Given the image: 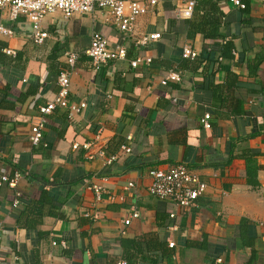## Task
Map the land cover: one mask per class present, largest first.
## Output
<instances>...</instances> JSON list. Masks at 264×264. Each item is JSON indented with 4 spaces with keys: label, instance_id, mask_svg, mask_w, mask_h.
<instances>
[{
    "label": "crops",
    "instance_id": "1",
    "mask_svg": "<svg viewBox=\"0 0 264 264\" xmlns=\"http://www.w3.org/2000/svg\"><path fill=\"white\" fill-rule=\"evenodd\" d=\"M187 1L158 0L124 42L99 11L45 18L41 45L25 18L11 23L8 9L0 12V24L15 32L0 38V178L28 172L0 187V264H264V0H241L244 11L217 0L222 21L209 54L196 30L204 11L175 16ZM155 33L158 40L135 44ZM93 34L124 46L126 60L94 65L85 54ZM223 41L232 55L216 61ZM67 53L77 57L73 68ZM146 57L150 65L129 66ZM65 70L69 101L86 108L71 119L61 108L42 117ZM171 73L177 81L167 80ZM39 119L34 151L29 136ZM101 152L116 159L108 165ZM178 165L207 185L190 208L147 191L150 170ZM93 185L103 188L98 203Z\"/></svg>",
    "mask_w": 264,
    "mask_h": 264
},
{
    "label": "built area",
    "instance_id": "2",
    "mask_svg": "<svg viewBox=\"0 0 264 264\" xmlns=\"http://www.w3.org/2000/svg\"><path fill=\"white\" fill-rule=\"evenodd\" d=\"M158 0H147L140 3L133 0H0V12L8 9V19L11 23L16 22L19 18H25L30 23L32 28L31 38L37 45H41L48 38V33L42 29V23L47 17L60 15L61 19L68 20L74 16H90L93 17L98 11L105 14V22L114 26L122 36L124 42L127 38L133 37L136 26V20L139 17L150 13L157 5ZM201 0H189L185 2L183 7L175 9V16L178 20L188 19L195 7ZM229 2L238 9H244V4L240 0H229ZM15 36L13 29L4 27L0 24V38L12 39ZM160 38L158 34L145 35L135 41L136 45H146ZM5 53L13 56L14 52L11 49H5ZM88 58L96 66L105 65L112 61H125L126 48L117 46L112 48L111 44L102 36L93 34L90 40L88 49L85 51ZM183 55L195 59L197 55L189 48L183 49ZM67 65L73 68L77 57L74 53H67ZM151 58L136 59L129 62L131 68H136L140 62L144 65L151 64ZM167 80L177 81L178 76L174 73L169 74ZM165 84V83H163ZM57 85L59 90L55 97L46 103L44 107L39 108L42 117L51 114L57 109H66L68 111L67 118L71 119L72 115H79L86 108L84 103H71L69 101L70 94V78L69 73L61 71L57 77ZM36 124L32 125L29 136V142L32 146H37L43 138L44 123L41 119ZM209 116L205 115L202 121L203 128L209 129ZM83 147H86L84 145ZM74 150L79 148V145L72 146ZM125 153H130L128 147H122ZM101 157L105 158V153H100ZM115 156L106 157V163L109 165L115 160ZM28 176V172H15L12 178L3 176L0 178V187L7 185L15 187V185L24 177ZM150 185L147 188L148 194L158 200L171 201L179 208H190L195 205L196 200L201 197L206 191L207 185L200 177L188 171L185 166L178 165L167 170H150L148 172ZM134 187L133 183H128L127 188ZM90 189L95 194V202L101 201V196L104 193L103 188L97 185L90 186ZM20 193L16 192L15 199L12 202V207L15 208L19 204ZM174 215H171L173 218ZM93 218V217H92ZM94 218H96L94 216ZM138 218V213H132L131 219ZM125 226L130 224V220L123 222ZM2 227L0 225V233ZM1 238V237H0ZM172 247V244H170ZM116 264H125L123 261H118Z\"/></svg>",
    "mask_w": 264,
    "mask_h": 264
},
{
    "label": "trees",
    "instance_id": "3",
    "mask_svg": "<svg viewBox=\"0 0 264 264\" xmlns=\"http://www.w3.org/2000/svg\"><path fill=\"white\" fill-rule=\"evenodd\" d=\"M218 4L219 3L217 0H201L200 2H198L195 5L193 12H192V16L194 15V17L196 16V19H198L197 16H198L199 12L204 11V14L202 15V19H200V24L196 30L202 35L204 42H207V44L204 45V52H206L207 54H209V51H210V50L207 51V48L210 45L209 39L212 40V38H215V35H217V32H218L217 28L219 27L220 22L222 21V14L220 13V11L218 9ZM244 6H245L244 9H240V10L244 11L246 9V5H244ZM208 28L210 29V31H207ZM223 43L224 44L226 43L225 47H223V49H222L224 52H220V53H217V55H215L216 61L223 59L224 55L225 56L232 55V52H233L232 45L230 43H228V41H223ZM208 56L209 55H206L207 58H209ZM196 59H197V57L195 59L188 58V60L190 62H197ZM182 65H183V63H182ZM120 142H122V140H120ZM40 143L37 146L33 147L34 151L41 150ZM108 150H109V148L108 149L106 148V151H108ZM246 169H247L246 175L250 176L252 173V168H246ZM34 207H36V206H34ZM16 223L20 227L23 225L22 223H20L19 218L18 219L16 218ZM24 226L27 227L26 225H24ZM0 241H1V238H0ZM0 246H1V244H0Z\"/></svg>",
    "mask_w": 264,
    "mask_h": 264
}]
</instances>
